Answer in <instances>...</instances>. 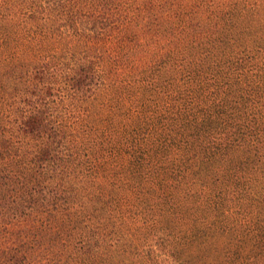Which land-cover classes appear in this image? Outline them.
I'll return each instance as SVG.
<instances>
[{
	"label": "trees",
	"instance_id": "trees-1",
	"mask_svg": "<svg viewBox=\"0 0 264 264\" xmlns=\"http://www.w3.org/2000/svg\"><path fill=\"white\" fill-rule=\"evenodd\" d=\"M0 264H264V0H0Z\"/></svg>",
	"mask_w": 264,
	"mask_h": 264
}]
</instances>
